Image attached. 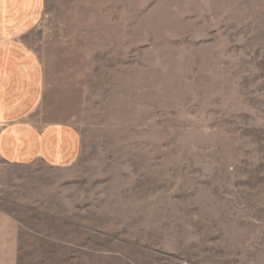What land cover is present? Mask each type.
I'll return each instance as SVG.
<instances>
[{
	"label": "rangeland",
	"instance_id": "obj_1",
	"mask_svg": "<svg viewBox=\"0 0 264 264\" xmlns=\"http://www.w3.org/2000/svg\"><path fill=\"white\" fill-rule=\"evenodd\" d=\"M20 42L80 153L0 164L18 264H264V0H45Z\"/></svg>",
	"mask_w": 264,
	"mask_h": 264
},
{
	"label": "crops",
	"instance_id": "obj_2",
	"mask_svg": "<svg viewBox=\"0 0 264 264\" xmlns=\"http://www.w3.org/2000/svg\"><path fill=\"white\" fill-rule=\"evenodd\" d=\"M45 0H0V164L72 165L80 137L71 126L32 122L44 96V72L20 42L43 13ZM15 226L0 213V264H18Z\"/></svg>",
	"mask_w": 264,
	"mask_h": 264
}]
</instances>
